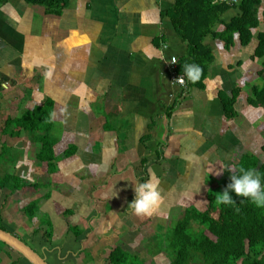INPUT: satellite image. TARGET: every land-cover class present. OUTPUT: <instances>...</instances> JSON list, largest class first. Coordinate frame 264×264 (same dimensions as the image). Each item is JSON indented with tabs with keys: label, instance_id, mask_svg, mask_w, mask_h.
<instances>
[{
	"label": "crops",
	"instance_id": "crops-1",
	"mask_svg": "<svg viewBox=\"0 0 264 264\" xmlns=\"http://www.w3.org/2000/svg\"><path fill=\"white\" fill-rule=\"evenodd\" d=\"M175 2L70 0L58 15L25 0L0 4V100L9 95L14 98L17 90L27 89L19 101L28 97L24 108L32 109L37 101L40 105L51 98L59 129L56 153L62 154L69 145L78 147L71 158L58 156V171L51 175L47 165L36 159L39 147L32 135L11 137L1 132L4 126L0 128L10 142H25L24 149L2 145L0 171L11 168L15 171L5 174L28 186L38 184L13 193L0 190L15 196L12 205L6 200L0 202V226L14 235L20 232L22 237L16 236L34 250L39 252L31 237L36 239L35 232L42 227L38 217L25 221L23 212V207L34 200L40 201V212L51 219L62 216L63 222L55 226L57 241L63 235L74 237L68 232L69 225L79 226L86 237L92 230L102 238L109 227H96L105 213L115 217L128 210L135 199V185L146 181L150 173L160 181L161 207L172 209L179 198L171 199L163 188L171 175L183 185V191L176 188L178 194L188 190L185 199L195 189L204 190L208 201L207 193L212 189L207 188V178L201 184V176L213 175V187L219 189L231 182L232 173L224 169L234 166L239 157L252 154L264 160V131L251 125L264 119V109L246 104L252 88L264 84L262 63L254 58L257 40L242 46L236 36L235 44L227 50L221 39L207 38L214 62L205 88L184 92L171 83L170 62L172 57H183L187 46L164 15ZM263 11L264 3L259 11L261 21ZM238 14V10L230 9L221 21H230ZM215 29L222 28L217 24ZM80 61L89 65L88 70L79 68L83 67ZM60 69H66L63 76L58 74ZM43 75L46 87L40 89ZM35 79L36 88L31 89ZM60 79L76 90L69 94L54 91ZM236 89L241 90L234 105L236 116L228 118L224 98L231 97ZM209 96L214 98L209 100ZM8 99L7 105L16 104ZM174 103L177 106L170 112ZM19 108L21 112V105ZM239 112L243 118L234 123ZM31 161H36V169ZM33 171L40 179L30 175ZM5 174L0 172L1 177ZM129 189H133L132 197L127 195ZM5 211L11 230L2 222ZM66 211L72 214L66 217ZM27 233L34 235L28 237ZM48 251L46 248L47 257Z\"/></svg>",
	"mask_w": 264,
	"mask_h": 264
},
{
	"label": "trees",
	"instance_id": "trees-1",
	"mask_svg": "<svg viewBox=\"0 0 264 264\" xmlns=\"http://www.w3.org/2000/svg\"><path fill=\"white\" fill-rule=\"evenodd\" d=\"M8 1L0 0V4H6ZM25 2L43 6L47 13L58 15L68 6L70 0H25ZM263 3L264 0H242L238 5L229 6L221 0H176L175 5L164 14L170 18L175 31L187 46V53L176 64V72L183 75V66L191 63L199 65L203 70L200 81L196 83L188 81L185 76L187 89L205 88V79L214 62L212 49L206 43L209 37L221 39L227 50L235 44L236 36L239 37L242 46H247L256 39L254 58L261 61L263 66L261 74L264 75V28L260 30L261 24H264V11L262 21L259 18ZM230 9L238 10L239 14L230 21L222 22L221 18ZM217 24L221 26V31L215 29ZM240 92L241 90L236 89L231 97L224 98V108L228 118L236 116L234 105ZM248 103L255 108L264 109V84L252 88ZM176 106L177 104L174 103L168 110L172 112ZM54 111V101L45 98L40 105L32 109H21V113L16 117H8L1 130L11 137H21L24 133L32 135L39 147L36 159L47 165L51 175L58 171L59 157L71 158L78 151L76 145H69L62 154L56 153L58 152L56 145L59 141L53 138V129L56 126L53 119ZM10 129H12L11 133H9ZM35 134L39 136L36 137ZM4 148L6 149V146ZM262 150L264 152V146ZM234 166L255 168L264 175V160L252 154L239 157L234 162ZM226 185L207 193L206 209L201 210L195 206L183 207V216L177 220L173 228L165 235L154 236V242L160 245L154 253H165L169 264H264V209L257 208L245 198L236 196L234 192L231 193L236 201L234 205H218L216 196L223 193ZM29 186L37 187L38 184ZM29 186L13 175L0 176V190L13 193ZM23 212L29 222L39 218L46 243L51 245L55 242L57 236L54 219L40 212L39 200L24 206ZM71 214L66 211L64 215L69 217ZM0 228L6 230L1 226ZM39 232L36 231L35 234ZM68 232L76 239L84 234L79 226L73 225H69ZM3 245L5 247L0 246V249L12 250ZM153 249L149 250L152 254ZM18 256L24 259L19 254ZM108 260L109 264H145L121 246L112 248ZM0 264H2L1 257Z\"/></svg>",
	"mask_w": 264,
	"mask_h": 264
},
{
	"label": "rangeland",
	"instance_id": "rangeland-1",
	"mask_svg": "<svg viewBox=\"0 0 264 264\" xmlns=\"http://www.w3.org/2000/svg\"><path fill=\"white\" fill-rule=\"evenodd\" d=\"M82 63L83 62L80 61V64ZM87 65L88 64L83 63V67H79V66L78 67L84 71L85 69L89 67V65L88 66ZM44 66H46V64H44ZM65 70L66 69H60L58 74L60 76H63ZM36 82H37L36 79L35 81L34 80L31 81V87L27 83L26 88L27 87L28 88L30 87L31 89L36 88V85H37ZM22 87L24 88V85H21V88ZM45 87H46L45 75H43V79L40 82V89H45ZM72 88L73 86L66 83L64 79H60L59 86H57L53 90L58 92L59 94L61 93L69 94V93H72L73 90H76ZM26 90L27 89H21L20 91L17 90L14 98L11 95L3 96L1 98L0 104H2L3 107H0V128L4 126V118L7 115H10V117H13L21 113L20 108H19L20 105L23 110L25 109L24 107L26 106V103L30 99L28 97H25L23 102H20L19 98H22L23 95H26V92H27ZM8 97L12 100H15L16 104L13 103V104L7 105V101H10ZM5 98L8 100L5 101ZM38 103L39 102L37 101L35 105ZM247 103H248V100L246 101V104ZM93 113L95 112L93 111ZM248 115L251 116L250 111L248 112ZM238 117L239 118L236 117V119H234V123H237L236 121H238V119L241 120L243 118L242 115L240 116V112L238 113ZM251 125L255 128V130L257 129V131H260V132L264 131V119H258V122L257 121L253 122L251 123ZM233 126H236V125H233ZM59 128H61V126H59ZM57 130L59 129H57V124H56L55 128L53 129L54 139H56ZM34 136L37 137L39 136V134H35ZM11 141L13 142L9 141V137L3 136L0 133V152H1V147L3 144H5L8 147L10 145L12 146L16 145L17 148L18 147L23 148V149L25 148L24 146L25 142L23 141L20 142V140H17V139L15 141L14 140H11ZM10 148H13V147H10ZM207 154H209V152H207ZM9 157L11 156L9 155ZM28 157H29V154H28ZM14 158H16V155H14ZM31 165L35 167V169L37 168L36 161L35 163L32 162ZM9 170L12 171L11 168L6 167V168L1 169L0 172L3 175ZM24 174L26 175L27 173L24 172ZM30 175L35 179H40V176L36 174L34 171ZM225 175H227V173ZM143 176L145 177V175ZM170 178H171L170 183L165 185L163 188L168 190V193H169L168 196L171 199L175 200L177 197L179 198L178 199L179 204L171 207L172 209L168 207H161V209H159L155 214H153L150 217L149 216H140V217L135 216V214L130 208H128V210H126L123 214L115 215V217L112 216L111 213H108L107 215L105 213V215L103 216L104 220L100 221V224L101 223L102 224L101 225L99 224V226L97 225L96 227V229H100L101 227L105 225L109 227V229L105 231L106 235L103 236L102 238L101 236H98L97 233H93V231L91 230L90 236L88 237H86V233H84L85 236H82L79 239H76L75 237H71L68 235H63L62 237H60V240L57 241L56 239L54 243L49 245L43 239V228H41L38 236H36V239H33L31 237L32 243L35 249L39 250V252H41L42 249H46V248L47 250H49L47 253L48 255L47 259L50 258L47 260L49 264L51 263L52 264H109L108 255L110 251H112V248L116 246H121L127 251H129L131 254L136 255L145 264H169V259L165 256V253H160V254L154 253V251L159 249L158 247H160L158 242L157 243L154 242L155 241L154 236L162 235V234L165 235L166 232L171 230L174 224L177 222V220H179L183 216V211H182L183 207L187 208L190 206H195L201 210H204L207 207V200L204 196V190L199 191V190L193 189L191 194H187L186 196L189 199H185L184 196L188 190H184L183 194H178L177 189H179L180 191H183L181 190L183 185L179 186L182 183L180 182L179 184V181L176 180L174 175H171ZM206 178H207L206 185L208 186L207 188L214 190L215 187L213 186H216V183L212 182L211 178L215 180V177L211 174H208ZM229 183H227V185ZM227 185L225 188H227ZM123 187L127 188L128 184L127 185L125 184ZM196 189H202V188H196ZM216 189L218 190V188ZM132 191L133 189L131 190L129 189L127 195L132 197ZM220 191H223V190H220ZM33 193L35 194L36 192L33 191ZM14 197L15 196L13 197L7 196L5 192H0V202L3 200L4 201L6 200L7 205L13 204ZM191 200L197 201L195 202V205L193 203H190ZM189 203L190 205H187ZM66 208L68 207H65V209ZM7 212L8 211H5L3 213L4 215L2 214L4 216V219L2 220V222L7 228H9V230H11L12 228H10V226L8 225L9 223L7 219ZM44 217L45 216L43 215L42 218ZM55 217L56 218L54 219V223H55V226L57 227L63 222V218L62 216L60 217L56 215ZM24 220L26 221L27 217L24 218ZM24 225L26 224L24 223ZM38 225L39 227H43L41 223H39ZM44 227H47V226L44 225ZM15 234L22 237V234L20 232H16ZM28 235H32V233L31 234L27 233L26 236ZM24 240L27 241L26 238ZM68 242L70 243L68 244ZM0 246H4V245L0 243ZM155 246L156 248H154ZM150 249H153V254L149 252ZM58 250H60V256H58L57 254V252H59ZM0 251H1L0 257L2 258V264H12L13 262L16 264H28L24 259H21L18 256V254L13 252L12 250H9V249L1 250L0 249ZM194 264H199V263H194Z\"/></svg>",
	"mask_w": 264,
	"mask_h": 264
},
{
	"label": "clouds",
	"instance_id": "clouds-1",
	"mask_svg": "<svg viewBox=\"0 0 264 264\" xmlns=\"http://www.w3.org/2000/svg\"><path fill=\"white\" fill-rule=\"evenodd\" d=\"M173 63H175V58H173ZM182 69L183 75L177 79L179 83H184L185 76L192 83L200 81L203 70L199 65L195 63L185 64ZM213 98L209 96V100ZM224 170L232 173L230 177L231 183L227 185L222 194H217L216 203L218 205H234L236 201L231 195L234 192L236 196L245 198V200L250 201L257 208L264 209V175L260 171L243 166H231ZM216 174L219 175L220 173L217 172ZM205 178V176H201L200 182L202 185ZM159 184V178L155 173H150L146 181L135 185V199L130 203L128 208L138 216L150 217L155 214L164 202Z\"/></svg>",
	"mask_w": 264,
	"mask_h": 264
},
{
	"label": "water",
	"instance_id": "water-1",
	"mask_svg": "<svg viewBox=\"0 0 264 264\" xmlns=\"http://www.w3.org/2000/svg\"><path fill=\"white\" fill-rule=\"evenodd\" d=\"M0 242L12 249L15 253L22 256L30 264H49L45 249L42 250V253H38V251H35L30 245L22 241L19 237L1 228Z\"/></svg>",
	"mask_w": 264,
	"mask_h": 264
},
{
	"label": "built area",
	"instance_id": "built-area-1",
	"mask_svg": "<svg viewBox=\"0 0 264 264\" xmlns=\"http://www.w3.org/2000/svg\"><path fill=\"white\" fill-rule=\"evenodd\" d=\"M222 2L228 4L229 6H235V5H238L239 3H241L242 0H221ZM173 58L175 57H172L171 59V62H170V72H171V83L172 85H175V86H178L180 87L181 89H183L184 92H186L185 90H187V80H186V77H184V83L181 84L177 81V79L182 76L180 74H178L176 72V64L178 62V59L175 58V63H173Z\"/></svg>",
	"mask_w": 264,
	"mask_h": 264
},
{
	"label": "flooded vegetation",
	"instance_id": "flooded-vegetation-1",
	"mask_svg": "<svg viewBox=\"0 0 264 264\" xmlns=\"http://www.w3.org/2000/svg\"><path fill=\"white\" fill-rule=\"evenodd\" d=\"M12 233V232H11ZM34 249V248H33ZM36 251V250H35ZM39 253V252H38Z\"/></svg>",
	"mask_w": 264,
	"mask_h": 264
}]
</instances>
